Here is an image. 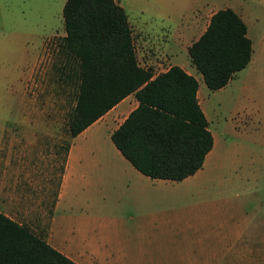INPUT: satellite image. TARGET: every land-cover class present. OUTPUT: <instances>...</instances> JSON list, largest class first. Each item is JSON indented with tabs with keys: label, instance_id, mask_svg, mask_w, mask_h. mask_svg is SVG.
Masks as SVG:
<instances>
[{
	"label": "rangeland",
	"instance_id": "rangeland-1",
	"mask_svg": "<svg viewBox=\"0 0 264 264\" xmlns=\"http://www.w3.org/2000/svg\"><path fill=\"white\" fill-rule=\"evenodd\" d=\"M115 1L127 15L137 52L149 53L145 59L152 62L155 73L164 72L172 64L193 69L207 96L202 108L209 130L215 137L222 136L223 142L184 182L145 195L132 189L127 178H107L88 198L93 208L77 207L67 215L74 219L134 216L141 221L153 217L158 229L151 233L142 231L131 239L115 235L116 243L121 241L125 249L124 264H264V0H206L215 8L208 15L225 8L238 13L252 43L249 64L224 88L214 91L205 87L186 49L204 32L208 15L198 17L193 12L205 0ZM65 2L0 0V120L30 121L35 127L10 130L18 135L29 132L46 137L44 159L33 155L32 160L38 164L32 176L38 183L33 195L42 186L41 195L45 193L44 203L48 204L42 212L43 221L49 218L50 201L62 172L70 140L67 118L75 103V87L59 82L55 70L57 45L64 36ZM193 18H197L193 30L185 33L182 44L172 42L169 57L142 50L144 35L167 34L171 39L181 19ZM240 117L242 125L237 135L229 134L230 123ZM109 132L103 127L94 135L106 138ZM107 144L112 154L115 148L109 137ZM49 186L51 192L47 191ZM102 206H108L107 213ZM27 209L21 198L7 210L18 222L27 221L35 233L37 209L29 208L26 216ZM179 216L196 221L198 232L192 229L165 234L169 221ZM199 219L203 223L197 224ZM216 233L241 235L236 240L210 238Z\"/></svg>",
	"mask_w": 264,
	"mask_h": 264
},
{
	"label": "trees",
	"instance_id": "trees-1",
	"mask_svg": "<svg viewBox=\"0 0 264 264\" xmlns=\"http://www.w3.org/2000/svg\"><path fill=\"white\" fill-rule=\"evenodd\" d=\"M62 18L55 70L59 82L75 87L69 138L134 94L136 108L110 136L119 153L151 179L179 182L200 170L213 137L196 98V79L178 66L157 75L140 67L127 15L115 0H66ZM187 53L214 91L249 64L252 43L240 16L225 8L210 17ZM0 264L75 263L0 214Z\"/></svg>",
	"mask_w": 264,
	"mask_h": 264
},
{
	"label": "crops",
	"instance_id": "crops-1",
	"mask_svg": "<svg viewBox=\"0 0 264 264\" xmlns=\"http://www.w3.org/2000/svg\"><path fill=\"white\" fill-rule=\"evenodd\" d=\"M213 9L215 8H212L208 1L206 2L205 0L193 13L198 15V17L207 16ZM214 13L208 15L205 29ZM236 14L239 15L238 13ZM196 19L193 18L188 21L181 19L175 29H173L172 32L174 34L171 39H169L170 36L167 34L152 35L151 37L150 35H144L145 41L141 43L142 50H153L154 53L158 52L163 57H169L172 55L171 51L174 46L172 42L182 44L185 33L193 30L191 26L195 24ZM141 34L143 35V33ZM189 46H186V49ZM135 52L140 67L151 69L152 62L149 61L147 63L145 59V56L149 53H138L136 48ZM171 66L180 67L198 82L196 98L207 119L209 129V120L202 108V103L205 102L207 96L204 93V89L200 87V80L196 73L193 72L190 66L178 64H172ZM153 73L154 75L159 74L155 73L154 70ZM201 79L203 80L202 76ZM136 106L137 101L134 94L128 95L79 135L69 138V146L65 154L62 172L58 176L57 186L50 201L49 208L51 212L46 221H43L44 214L42 215L45 207L48 206L47 202L44 203L45 197L43 196L45 193L41 195L43 190L41 186L38 187L37 194L33 195L38 183L32 178L37 173L35 170L38 169L37 162L36 164L32 162L33 155L41 156L44 159L46 137L38 136L35 133L30 134L29 132L18 135V132L10 130L15 127H35L30 125V121L20 120L12 122L0 120V214L34 231V227L28 224L27 221L18 222L7 210L14 201H19L23 198L26 202V209H37L35 234L41 236L50 247L61 255L75 264H124L125 254L123 251L125 249L121 241L116 243L114 240L115 235L131 239L142 231L151 233L158 229L154 224L153 217L149 215L148 218L142 221L134 218V216L121 217L119 219L105 216L95 218L87 216L74 219L67 213L82 206L88 208V210L93 208L94 204L88 198L92 193L99 191L103 181L107 178H127L128 182L131 183L132 189H137L143 191L145 195H150L151 191L171 188L172 184L184 182L191 177L179 182L151 179L138 172L115 147V151L112 154L108 151L107 138H110L111 134ZM243 114L244 116L246 115L245 112ZM241 119L240 117L237 122L230 123L228 127L229 134L234 133L237 135L238 129L242 125ZM103 127L110 129L106 138L94 135L98 130H102ZM211 134L213 146L205 159L211 156L213 154L212 150L219 148L223 142L222 136L215 137L212 132ZM47 191L51 192L50 186ZM28 209L25 211L26 216L29 214ZM101 209L107 213L108 206H102ZM169 222V226L164 228L166 230L164 233L167 235L181 234L192 229L195 233L198 232L197 225H194L196 221L188 220L184 216L176 217L174 221ZM200 223H203V219H199L197 224ZM215 236L210 238L219 239L222 237L226 239L232 237L236 240L239 237L236 233H216Z\"/></svg>",
	"mask_w": 264,
	"mask_h": 264
}]
</instances>
